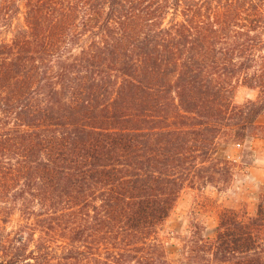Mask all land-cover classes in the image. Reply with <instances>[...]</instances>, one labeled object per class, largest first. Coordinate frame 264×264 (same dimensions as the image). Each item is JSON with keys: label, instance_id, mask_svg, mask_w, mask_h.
<instances>
[{"label": "trees", "instance_id": "16d2710c", "mask_svg": "<svg viewBox=\"0 0 264 264\" xmlns=\"http://www.w3.org/2000/svg\"><path fill=\"white\" fill-rule=\"evenodd\" d=\"M263 114L264 0H0V264H174L182 192L229 183ZM188 251L264 264V192Z\"/></svg>", "mask_w": 264, "mask_h": 264}, {"label": "rangeland", "instance_id": "374dc122", "mask_svg": "<svg viewBox=\"0 0 264 264\" xmlns=\"http://www.w3.org/2000/svg\"><path fill=\"white\" fill-rule=\"evenodd\" d=\"M15 25H19V19ZM259 90L242 83L236 89L235 102L244 104L257 100ZM258 133L264 134V114L259 120ZM219 156L235 162L233 177L224 186L208 185L187 188L167 220L162 237L174 264H197L192 260L189 246L195 234L214 238L219 225V215L223 209L245 210L249 216L258 211L260 196L264 192V136L248 137L245 142L222 143ZM14 208L13 205L9 206ZM0 216V228L6 226L8 232H15L23 222L18 209L10 217L7 225Z\"/></svg>", "mask_w": 264, "mask_h": 264}]
</instances>
